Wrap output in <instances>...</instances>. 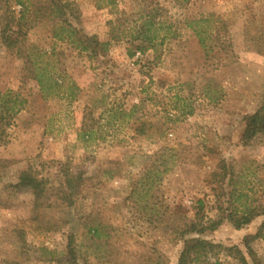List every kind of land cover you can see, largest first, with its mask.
Segmentation results:
<instances>
[{
    "label": "rangeland",
    "instance_id": "374dc122",
    "mask_svg": "<svg viewBox=\"0 0 264 264\" xmlns=\"http://www.w3.org/2000/svg\"><path fill=\"white\" fill-rule=\"evenodd\" d=\"M71 1L85 30L110 40L104 53L54 39L48 23L31 28L25 43L54 52V72L72 90L43 98L0 34V94L26 101L17 115L0 102V264H179L193 239L214 247L192 264H264V241L245 244L264 215L241 228L240 215L230 216L244 204L264 208V134L244 138L245 117L264 110V0H192L184 8L116 0L118 8L103 10L99 0ZM144 3L164 9L165 29L164 40L141 53L140 42L111 37L119 13L135 20ZM19 9L0 0V32ZM199 19H209L203 25L218 38L210 55L188 28ZM171 150L178 160L166 159L164 175L149 177L157 155ZM66 168L84 179L72 205L63 200ZM29 169L48 189L40 205L12 187ZM215 172L224 176L219 185L210 183ZM234 190L244 197L230 207ZM198 201L205 221L220 219L223 208L222 223L177 236L174 228L190 221Z\"/></svg>",
    "mask_w": 264,
    "mask_h": 264
},
{
    "label": "trees",
    "instance_id": "16d2710c",
    "mask_svg": "<svg viewBox=\"0 0 264 264\" xmlns=\"http://www.w3.org/2000/svg\"><path fill=\"white\" fill-rule=\"evenodd\" d=\"M179 8L186 7L192 0H172ZM15 6H19L20 9L17 12H11L5 17V21L1 26V41L9 50L13 51L15 55L23 61L24 69L30 80L35 81L40 89L43 98H49L52 96H58L61 94L63 88L72 90L73 84H68L67 77L62 74H56L54 72V64L52 63V57L54 52L49 53L48 56L44 52H41L37 48L28 47L25 43L28 31L37 26L40 23H48L51 26V34L54 39L62 42H67L80 49L81 51H90L91 55L98 57L99 53H104L109 41L101 42L95 35L89 34L83 26V20L81 12L79 10V4L71 0H13ZM98 8L104 9L112 5L113 8H118L116 0H99ZM143 2H146L144 0ZM104 5V6H103ZM118 11V10H117ZM138 18L131 20V16H135L132 13L129 17L126 11L119 13L118 23L119 29L117 33L111 37V40H126L129 43L140 42L135 47L136 52H144L147 49H155V47L162 42L164 36L160 35V32L164 30L165 21L163 18L164 9H151L146 3L142 4L140 10L136 12ZM209 22V19H199L192 21L188 24V28H191L194 35L197 37L199 44L206 51L207 55H210L214 51L216 45L214 38L218 39L209 28V25H203ZM112 24V23H110ZM134 24V26H132ZM225 26L224 24H222ZM122 27V29H121ZM175 35L176 32H172ZM213 33V34H212ZM223 46V45H222ZM129 56L132 57L134 53L129 50ZM71 96V94H69ZM7 100V101H4ZM0 102L7 108L10 115L19 114L26 104V101L19 98V95L8 91L5 94H0ZM9 104V106H7ZM12 113V114H11ZM4 117V116H3ZM0 118V122L3 121ZM90 129L85 130L84 136L90 135ZM137 131V130H136ZM138 135H144V131L137 132ZM264 134V110H260L254 115L245 117V131L244 138L250 140L257 135ZM89 137V136H88ZM87 137V138H88ZM179 158L178 150H171L170 152L163 151L157 155L156 160L159 162V166L154 165V172L149 171L150 174L155 177H161L166 170H160L159 168L165 166L166 159L171 161H177ZM226 168L223 167V170ZM65 188L63 200L68 204L74 203L75 195L81 192V186L84 183L82 174L74 175L68 168L64 170ZM224 176L217 172L211 175V184H220ZM147 179V177H146ZM44 180H39L38 174L32 169L23 171L18 176V182L14 186V190L21 192H28L34 198L38 205L40 201L47 198V187ZM235 190L230 194L229 205L230 207L240 202L244 197L242 192L236 196ZM243 210L237 212H231L230 216L233 218L236 215H240L238 220H235L236 227L241 228L249 224L253 219L264 215V208L262 207H249L246 204L242 206ZM221 218L217 221H205V207L203 201H198L193 207V215L190 216V221L184 225H179L174 228V233L177 236L185 237L191 234H204L208 230H213L222 223L223 208H220ZM228 210V208H227ZM96 233V231L94 232ZM255 240L264 241V224H262L255 235L245 238V244L250 246L251 242ZM214 246L202 239L189 240L186 243L184 250L181 253L179 264H188L189 262L195 263L200 258L208 253ZM241 255V252H238ZM72 258L74 254L69 252ZM242 259L245 260L243 256ZM75 264V263H74Z\"/></svg>",
    "mask_w": 264,
    "mask_h": 264
}]
</instances>
